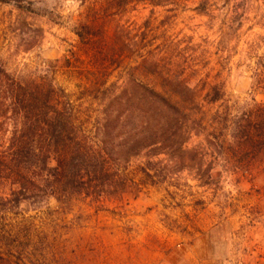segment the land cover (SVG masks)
Returning <instances> with one entry per match:
<instances>
[{"label": "rangeland", "instance_id": "1", "mask_svg": "<svg viewBox=\"0 0 264 264\" xmlns=\"http://www.w3.org/2000/svg\"><path fill=\"white\" fill-rule=\"evenodd\" d=\"M115 1L0 0V71H54L93 131L108 103L94 94L93 83L100 78L104 89L118 91L128 84L126 71H139L141 53L127 57L123 38L150 23L156 31L149 51L156 54L162 36L189 39L195 52L187 55L198 59L191 83L203 87L198 102L207 119L221 105L204 101L215 85L239 109L264 103V0H144L119 8ZM8 118L0 112V136L12 134ZM208 125L186 147H204ZM203 154L206 165L221 161ZM166 159L161 154L154 161ZM145 161L131 159L130 176L140 179ZM243 161L218 184L201 186L187 169L180 189L149 186L137 198L130 190L119 201L67 206L50 200L38 210L23 205L17 220L57 223V248L70 264H264V148Z\"/></svg>", "mask_w": 264, "mask_h": 264}, {"label": "trees", "instance_id": "2", "mask_svg": "<svg viewBox=\"0 0 264 264\" xmlns=\"http://www.w3.org/2000/svg\"><path fill=\"white\" fill-rule=\"evenodd\" d=\"M136 1L144 0L115 2L119 8ZM155 31L150 23L137 35L126 31L123 53L141 55L139 71H126L125 87L104 89L100 78L93 83L94 94L108 100L93 131L80 121L81 106L57 83L54 71H0V112L4 118L11 113L13 122L12 134L0 136V264H70L57 248L59 225L17 220L23 205L38 210L50 200L62 206L119 201L130 190L137 198L149 186L169 192L180 189L187 169L201 186H210L264 148V103L239 109L224 101L222 87L215 85L204 101L221 105L207 119L198 102L203 87L191 83L198 59L187 55L195 52L189 39L162 36L156 54L149 51ZM182 43L187 48L180 49ZM204 124L211 129L205 146L186 147ZM204 151L221 161L204 164ZM161 154L167 159L154 161ZM142 155L146 161L136 180L127 166Z\"/></svg>", "mask_w": 264, "mask_h": 264}]
</instances>
